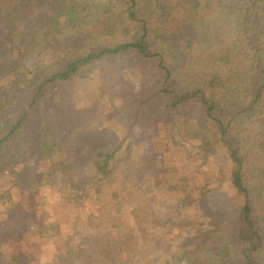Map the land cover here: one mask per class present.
Listing matches in <instances>:
<instances>
[{"label":"trees","instance_id":"1","mask_svg":"<svg viewBox=\"0 0 264 264\" xmlns=\"http://www.w3.org/2000/svg\"><path fill=\"white\" fill-rule=\"evenodd\" d=\"M0 22V172L24 185L37 172L30 160L46 159L45 176L60 171L73 188L100 191L118 170L141 187L157 159L135 152L131 131L141 120L156 131L180 126L205 160L225 149L234 194L221 191L222 177L210 186L220 207L208 208V226L175 250L158 233L162 264H264V0H0ZM50 53L60 55L47 62ZM124 57L140 89L124 86ZM84 70L98 72V98L81 107L73 84ZM121 112L126 133L98 126ZM132 213L147 230L161 227L143 203ZM10 226L0 221L1 251ZM126 244L108 231L67 247L59 264H114ZM14 252L5 264L20 263Z\"/></svg>","mask_w":264,"mask_h":264},{"label":"rangeland","instance_id":"2","mask_svg":"<svg viewBox=\"0 0 264 264\" xmlns=\"http://www.w3.org/2000/svg\"><path fill=\"white\" fill-rule=\"evenodd\" d=\"M59 55L50 53L45 60H57ZM31 62L26 61L25 69L32 68ZM117 62L127 68L120 73L129 80L124 86L128 90L140 89L142 78L129 57ZM108 63L109 60H104L99 66ZM73 86L78 106L92 103L98 98V72L82 71ZM97 124L104 129L112 125L123 127L126 133L124 126L127 127L128 121L121 112L116 120L103 117ZM130 138L135 142L136 153L157 159L156 166L146 171L141 187L133 188L137 177L127 180L118 170L111 181L101 184L100 191L91 185L73 188L68 176L60 171L53 180L45 176L49 167L46 159L30 160V164H36L37 172L34 180L24 185L15 184L9 170L1 171L0 221L10 222L13 237L0 250L4 252L0 264L11 261L14 251L21 252V259L13 264H59L68 248L98 242L108 231L128 241L115 251L114 264H162L166 255L152 241L158 233L166 234L167 243L175 250L184 238L208 226V208L220 207L216 192L209 191L210 186H218L222 177L221 191L234 194L233 164L222 146L205 160L199 142L190 139L182 127L163 124L156 131L147 120L138 122ZM82 150L77 145L74 152L78 155ZM183 176L189 179L186 187L181 181ZM208 176L211 182H207ZM141 203L161 218V227L147 230L136 221L132 209ZM12 247L16 248L13 252Z\"/></svg>","mask_w":264,"mask_h":264}]
</instances>
